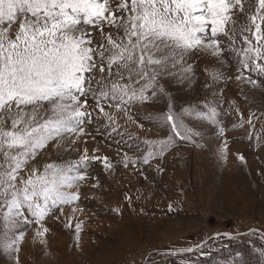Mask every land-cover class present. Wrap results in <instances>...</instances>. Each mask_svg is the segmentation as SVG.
<instances>
[{
  "label": "rangeland",
  "instance_id": "rangeland-1",
  "mask_svg": "<svg viewBox=\"0 0 264 264\" xmlns=\"http://www.w3.org/2000/svg\"><path fill=\"white\" fill-rule=\"evenodd\" d=\"M255 9L256 0H245L244 12L235 17L237 29ZM85 30L92 33L94 46L107 43V34L114 39L123 34L109 25L103 33ZM245 36L251 39L239 30L232 40L221 35L219 56L194 50L174 66L169 62L155 88L148 89L150 99L123 110L109 99L100 101L101 112L89 94L83 133L50 141L21 172L27 178L33 168L43 172L45 164H70L86 156L78 169L85 179L65 189L79 192V199L56 207L40 223L23 209L32 222L21 221L12 231L0 219V264H227L230 259L249 264V251L264 263L259 256L264 251V76L243 68L244 57L232 50L248 46ZM92 75L93 88L102 78L109 86L145 83L127 79V73L125 79L108 76L106 67ZM169 106L176 114L214 108L217 116L210 122L181 115L199 135L173 136L161 154L145 141L172 135L158 119ZM77 223L82 224L79 231ZM42 227L48 229L43 237L37 235ZM21 233L16 245L4 247Z\"/></svg>",
  "mask_w": 264,
  "mask_h": 264
},
{
  "label": "snow or ice",
  "instance_id": "snow-or-ice-1",
  "mask_svg": "<svg viewBox=\"0 0 264 264\" xmlns=\"http://www.w3.org/2000/svg\"><path fill=\"white\" fill-rule=\"evenodd\" d=\"M244 2L0 0V219L4 228L12 231L21 221L31 223L23 209L40 223L56 207L79 199V192L65 189L85 179L78 169L86 156L70 164H45L43 172L33 168L27 178L21 172L50 141L66 134L83 133L82 125L90 116L89 94L101 112V100L117 101L115 106L122 110L133 101H147L148 89L155 88L169 62L174 66L194 50H208L219 56L223 52L219 37L232 40L238 30L251 34V39L244 37L246 48L232 49L244 57L239 63L264 76V64L256 63L264 59V0H256L255 12L237 29L239 21L235 17L244 12ZM13 25H17L15 31ZM104 25L123 34L116 39L107 34V43L94 46L92 33L85 29L99 28L103 33ZM105 67L108 76L125 79L127 73V79L145 83L135 88L114 81L109 86L102 78L96 81L98 87L93 88L92 73L97 68L104 73ZM186 71H191V66ZM213 78H219L218 74ZM251 82L257 86L256 80ZM159 91H165L162 85ZM45 103L48 107L42 111ZM181 115L215 122L217 112L214 108L208 112L186 108L176 114L169 106L158 119L170 126L172 135L145 143L159 147L162 154L173 143V136L191 139L192 135H199L185 124ZM81 226L77 223L76 229L79 231ZM47 232L42 227L37 235L43 237ZM22 239L21 233L4 247L11 248ZM227 264L234 262L230 259Z\"/></svg>",
  "mask_w": 264,
  "mask_h": 264
},
{
  "label": "trees",
  "instance_id": "trees-1",
  "mask_svg": "<svg viewBox=\"0 0 264 264\" xmlns=\"http://www.w3.org/2000/svg\"><path fill=\"white\" fill-rule=\"evenodd\" d=\"M259 256H262L261 253L259 254ZM246 258L249 260L250 259V263L249 264H264L262 262H260L261 260H259L256 255L253 252H247L246 253ZM204 262H202L203 264ZM211 264H213V262H211Z\"/></svg>",
  "mask_w": 264,
  "mask_h": 264
}]
</instances>
